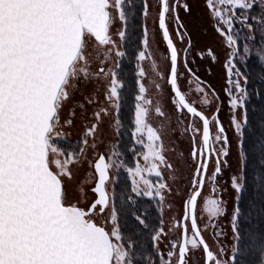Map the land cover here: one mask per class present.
Masks as SVG:
<instances>
[{"label": "snow or ice", "instance_id": "6c2138e0", "mask_svg": "<svg viewBox=\"0 0 264 264\" xmlns=\"http://www.w3.org/2000/svg\"><path fill=\"white\" fill-rule=\"evenodd\" d=\"M200 5L226 50L231 138L219 93L188 64L187 0H0V264H264V0ZM150 18L166 74L150 49ZM173 25L182 43L188 37L182 49ZM181 51L188 83L215 105L210 116L181 88ZM198 55L218 62L212 47ZM77 108L83 130L72 141L65 129ZM172 136L190 142L183 169L167 156ZM145 197L155 219L140 209ZM170 197L180 207L166 226Z\"/></svg>", "mask_w": 264, "mask_h": 264}, {"label": "rangeland", "instance_id": "374dc122", "mask_svg": "<svg viewBox=\"0 0 264 264\" xmlns=\"http://www.w3.org/2000/svg\"><path fill=\"white\" fill-rule=\"evenodd\" d=\"M157 0H150V3L152 5H155ZM187 2L191 6V13L186 14L182 10L180 12L181 19L185 25V28L187 29L188 35L191 37L192 41V48L188 55V64L189 67L195 72L197 76H199L202 80L208 82L212 88L216 90L217 93H219V100L223 103L220 105L221 107V115L222 119H224V125L226 130L228 131V135L231 138L232 132L229 127V110L227 107V97L224 94L223 88H224V81L226 79V70L224 68V63L227 60L226 50L223 49L220 39L218 35L213 31L211 26L208 23L207 16L205 12L202 10L200 5V0H187ZM148 29H149V41H150V49L153 53L154 59L159 66V71L165 72L167 71V68L169 67V64L167 62V56H166V47L164 42L162 41V36L159 33L158 30V24L153 23V20L150 18L148 20ZM170 31L172 34L173 39L175 42H177L176 35L173 32V27H170ZM188 37H185V40L180 45V49L185 47L187 43ZM208 47H212L218 56V62L212 63L210 58L201 59L198 55L199 52L205 51ZM144 68L147 73L145 78V84L146 86L151 85V81L155 79V73L152 71L151 67V61H146L144 63ZM179 71L183 73V76L181 77L179 83L181 85V88L183 91H185L190 101H195L197 106L200 107L203 111L207 112L208 114L215 109V105H213L212 109H208L207 107L203 106L202 101L204 99V96L202 94H196L194 92V89L196 87L195 83L189 84L188 80L190 79L187 71L183 68V64L181 62ZM209 71L211 74H209ZM159 83L164 87L165 89V95H167V84L164 80H160ZM88 91V90H86ZM151 94H156V89L151 88ZM77 102H82L83 98L81 96H77L76 98ZM71 110V105L69 106V109L66 110L65 115H67V112ZM77 116L75 119V126L70 129H65V131H68L71 133L69 136V139L72 141H76L80 138V133L82 132V123L83 121L80 118V110L77 108ZM91 107L88 108V114H91ZM153 123H156L155 120H153ZM175 125V121H174ZM165 144L168 147L169 151L167 152L168 158L171 160V162L176 165L177 163L180 164L181 169L184 168V158L188 157V153L190 152V142L186 137L183 136H172L171 138L165 137ZM175 149L174 151L172 149ZM181 151L184 154V157H181L180 153ZM88 171L87 167L81 170V176H84L86 172ZM186 175V173H185ZM231 173L227 168H224L222 171V174L218 178L219 185L227 188L228 187V181ZM90 179V178H89ZM183 186V182H181V187ZM175 191V187H174ZM91 195V193H90ZM205 195H208L207 189L205 190ZM224 199L230 200L228 192L224 193ZM169 202L173 204V208L171 210L168 209L167 205H165L164 209V220L165 224L167 226L169 218L176 214V212L179 210L180 207V198H169ZM156 203V202H155ZM201 226H203L204 221H200ZM220 224L222 227H224L225 230H229V225L226 220H221ZM206 238L209 239V243H211V237L210 233H206ZM231 241V236L229 235L228 240L224 241L225 244H229ZM163 247V245H162ZM199 259V253L196 254V260Z\"/></svg>", "mask_w": 264, "mask_h": 264}, {"label": "trees", "instance_id": "16d2710c", "mask_svg": "<svg viewBox=\"0 0 264 264\" xmlns=\"http://www.w3.org/2000/svg\"><path fill=\"white\" fill-rule=\"evenodd\" d=\"M138 25H139V22H138ZM140 35V32H139V26L137 28V36L134 37V41L139 37ZM134 47V45H133ZM132 49H130L131 51ZM125 65H126V71L128 72L129 74V77L133 76L134 75V72H135V67H134V62L129 58V59H126L125 60ZM258 88V85L256 86ZM250 90H252L250 88ZM252 107H256L258 108L259 107V101H255L254 103L250 104V108ZM120 187H123V183L120 185ZM140 199V209L141 210H144V209H147L149 212H152L153 213V219L156 218V212L158 211L157 208H156V204L154 201L152 202H149L148 201V198H139ZM155 210V211H154Z\"/></svg>", "mask_w": 264, "mask_h": 264}, {"label": "flooded vegetation", "instance_id": "af4514ba", "mask_svg": "<svg viewBox=\"0 0 264 264\" xmlns=\"http://www.w3.org/2000/svg\"><path fill=\"white\" fill-rule=\"evenodd\" d=\"M173 27V32H174V34H175V26L173 25L172 26ZM171 32V31H170ZM177 38V42H175V40L173 39V41H174V43L176 44V46H177V48L178 49H180V45H181V41H180V39L178 38V37H176ZM187 46V43H186V45H185V47ZM181 62H182V64H183V52L181 51ZM201 79V78H200ZM202 80V79H201ZM204 81V80H203ZM206 82V81H205ZM206 84H209L208 82H206ZM202 110V109H201ZM220 110H221V107H220ZM213 111H214V109H213ZM207 115H211L212 114V112L211 113H207V112H205ZM219 118H220V120H221V122L223 123L224 122V119H222V115H221V112H219ZM224 124V123H223ZM225 126V125H224ZM226 129V128H225ZM213 131H214V128H213ZM215 167V161L213 160L212 161V163L210 164V166H209V172H211L212 171V169ZM155 202V201H154ZM156 204V203H155Z\"/></svg>", "mask_w": 264, "mask_h": 264}, {"label": "water", "instance_id": "95a60500", "mask_svg": "<svg viewBox=\"0 0 264 264\" xmlns=\"http://www.w3.org/2000/svg\"><path fill=\"white\" fill-rule=\"evenodd\" d=\"M158 24V23H157ZM165 47H166V45H165Z\"/></svg>", "mask_w": 264, "mask_h": 264}]
</instances>
